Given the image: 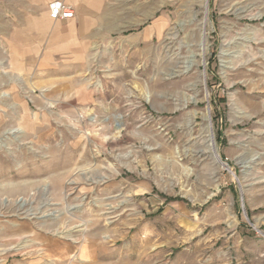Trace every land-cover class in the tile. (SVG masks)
<instances>
[{"label": "rangeland", "instance_id": "obj_1", "mask_svg": "<svg viewBox=\"0 0 264 264\" xmlns=\"http://www.w3.org/2000/svg\"><path fill=\"white\" fill-rule=\"evenodd\" d=\"M85 1L84 74L48 93L1 70L0 221L140 264H264V0Z\"/></svg>", "mask_w": 264, "mask_h": 264}, {"label": "crops", "instance_id": "obj_2", "mask_svg": "<svg viewBox=\"0 0 264 264\" xmlns=\"http://www.w3.org/2000/svg\"><path fill=\"white\" fill-rule=\"evenodd\" d=\"M52 1L0 0V85L5 67L15 75L25 72L48 93L86 71L99 43L98 15L83 10L85 0H60L73 8V18L53 20ZM0 244V264H140L104 239L39 233L28 221H0Z\"/></svg>", "mask_w": 264, "mask_h": 264}, {"label": "built area", "instance_id": "obj_3", "mask_svg": "<svg viewBox=\"0 0 264 264\" xmlns=\"http://www.w3.org/2000/svg\"><path fill=\"white\" fill-rule=\"evenodd\" d=\"M49 17L53 20H66L73 18L74 11L70 5L60 0H54L48 5Z\"/></svg>", "mask_w": 264, "mask_h": 264}, {"label": "bare ground", "instance_id": "obj_4", "mask_svg": "<svg viewBox=\"0 0 264 264\" xmlns=\"http://www.w3.org/2000/svg\"><path fill=\"white\" fill-rule=\"evenodd\" d=\"M207 149L211 152L212 156H214L215 160L218 161V157H217V154H215V146L213 144V141L211 138L208 139L207 141ZM219 162V161H218Z\"/></svg>", "mask_w": 264, "mask_h": 264}]
</instances>
